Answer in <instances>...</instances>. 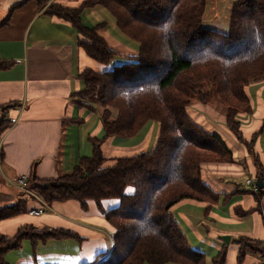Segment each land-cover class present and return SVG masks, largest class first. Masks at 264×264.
Listing matches in <instances>:
<instances>
[{"label": "trees", "instance_id": "trees-1", "mask_svg": "<svg viewBox=\"0 0 264 264\" xmlns=\"http://www.w3.org/2000/svg\"><path fill=\"white\" fill-rule=\"evenodd\" d=\"M95 4L112 15L121 33L136 43L137 52L109 69L80 72L84 85L73 101L98 111L103 134L88 137L91 153L80 156L67 173L38 178L33 163L26 181L28 197L47 204L74 199L83 208L93 200L100 209L103 199L117 200L102 209L112 228L108 251L82 264H206L204 253L188 245L169 208L183 198L217 202L221 194L202 180L201 164L233 159V153L220 133L195 120L188 110L193 100L208 103L212 88L225 105V129L248 150L254 145L263 124L247 139L242 119L253 112L247 85L264 80V0H235L225 30L204 24L206 0H83L75 7L46 6V13L77 29L82 35L78 43L88 55L108 63L115 51L96 33L105 22L89 27L80 18L84 6ZM4 65L0 62V67ZM204 85L209 88L202 91ZM13 105H0V134L10 124L5 114ZM149 121L159 126L150 151L116 156L111 165H104L100 145L105 137H133ZM263 174V164L256 162V179L262 184L256 183L257 190L242 191L252 193L264 218ZM27 200L20 196L0 205V219L25 211ZM72 234L33 225L20 226L12 236L0 234V264L4 253L23 239L37 242ZM235 241L238 262L249 251L259 258L255 264H264L262 239ZM225 252L223 246L212 264H223Z\"/></svg>", "mask_w": 264, "mask_h": 264}, {"label": "crops", "instance_id": "crops-1", "mask_svg": "<svg viewBox=\"0 0 264 264\" xmlns=\"http://www.w3.org/2000/svg\"><path fill=\"white\" fill-rule=\"evenodd\" d=\"M82 1L46 0L39 4L36 0H0V22L8 18L0 24V62L5 64L0 67V105L15 103L5 114L8 120L15 118V121H9V126L0 134V170L5 177L29 175L33 163L38 178L67 173L80 156L91 153L88 137L103 134L98 111L75 104L73 94L84 85L79 77L81 71L88 68L102 71L111 66L86 53L78 43L82 35L73 25L45 12L49 3L75 7ZM102 8L98 4L84 6L80 11L82 23L92 27L105 22L104 26L96 29V33L115 54L129 58L137 52L135 42L121 33L114 18L111 19ZM107 22L116 31L109 30ZM211 25L218 30L227 28ZM249 85L246 91L253 112L248 116L250 122L242 124V131L249 139L263 124L254 145L250 150L240 143L228 145L233 159L201 164L202 180L221 194L220 199L209 203L183 198L169 208L188 245L204 253L206 264H212V258L223 246L226 250L223 264H255L259 259L254 252L248 251L238 262V243L230 242L237 237L262 239L264 236L263 213L255 208L252 193L242 191L244 180L249 177L255 179L256 162L264 166V83L255 87L253 96ZM199 103L196 101L192 105L201 108ZM242 121L244 123L245 119ZM158 127V123L153 121L142 137L136 138L138 133L127 138V143L115 141V138L122 137H105L100 145L105 157L104 165H111L116 156L150 151L154 147ZM245 130H249L248 135ZM12 188L0 189V199H5L0 201V205L25 196L28 199L26 209L0 219V234L12 236L22 225H33L37 229L63 228L73 234L37 242L23 239L18 247L4 253L3 264H82L90 263L97 254L108 251L112 228L102 209L116 205V199H103L101 209L93 200L87 201L86 208L74 199L53 201L45 203V212L33 215L29 209L39 207L43 201L38 197L29 198L19 191L14 196ZM237 209L246 213L241 214ZM222 235L229 236L228 244Z\"/></svg>", "mask_w": 264, "mask_h": 264}, {"label": "rangeland", "instance_id": "rangeland-1", "mask_svg": "<svg viewBox=\"0 0 264 264\" xmlns=\"http://www.w3.org/2000/svg\"><path fill=\"white\" fill-rule=\"evenodd\" d=\"M233 0H206V5H205V24L207 26H213L211 24H217L216 26H220L222 28H226L228 26L227 22H228V18H229V11H228V7L229 5H231ZM102 7V6H101ZM104 9L105 13L112 19V15L105 9ZM224 20H225V25H224ZM107 26H109V30H113L116 31L115 29L110 27V24L107 22L106 23ZM106 26V29H107ZM220 30V29H219ZM130 40V39H129ZM136 44V43H135ZM130 58L128 57H123L122 54H115L107 63L108 66H112L114 64H118L124 61H128ZM264 81H253L252 83H250L249 85V91L251 93V95L253 96L254 89L256 86H260L261 84H263ZM208 87V85H204L201 89L202 91H205ZM209 98H208V103H199L201 105V108L198 107V105L195 107V105L193 106L192 104L189 107V114L198 122L203 123L206 127H208L210 130H214L218 133H220L225 140L229 143V145H240L235 138L228 133V131L225 129L224 124H223V115H224V111H225V105L222 104L221 101H219L217 95H215L213 93V90L211 88V93L209 94ZM196 99V98H195ZM195 101V102H194ZM197 100H193L192 103H196ZM194 107V108H193ZM194 109V110H193ZM100 111V110H99ZM249 117H244L245 121H244V125L248 124L250 121L248 120ZM153 121H149L147 122L144 127L140 130L139 134L136 136V138L142 137L144 135V133L147 131V129L149 128V125H151ZM245 134L248 135V131L249 130H245ZM261 137V136H260ZM127 138H115V141H117L120 144V141H123L125 143H127ZM136 140H133V142L135 143ZM131 142V141H129ZM133 144V143H132ZM122 145H127V144H122ZM130 145V144H129ZM132 152H138V151H132ZM129 152V153H132ZM2 171L0 170V189L2 188H6L7 187H13L12 191L14 193V196L16 194V196L18 195L17 191H19L20 193V189L11 185L8 181L7 178H11V177H5L2 173ZM21 175V174H19ZM251 180H253V178L249 177ZM256 179V176H255ZM254 179V180H255ZM242 188H246L248 187L245 184V180L244 183H242ZM241 186V185H239ZM10 189V188H9ZM27 193V192H25ZM23 194V192H22ZM25 195V194H23ZM5 200L4 198H1L0 201ZM226 242V241H225ZM233 242L234 244L237 245V242L235 240L230 241ZM26 243V242H25ZM229 242H227L226 244H228ZM144 264H148L147 262H145Z\"/></svg>", "mask_w": 264, "mask_h": 264}, {"label": "built area", "instance_id": "built-area-1", "mask_svg": "<svg viewBox=\"0 0 264 264\" xmlns=\"http://www.w3.org/2000/svg\"><path fill=\"white\" fill-rule=\"evenodd\" d=\"M10 121H15V118H11ZM1 151V149H0ZM28 175H14L11 178H7V181L19 188L21 191V193L23 192V194L26 195H30V191L28 190L27 186H26V181H27ZM257 182L255 180H251L250 178H247L245 180V184L250 187L253 190H257ZM27 192V193H25ZM37 198V197H36ZM47 205L45 204V202H42V204L39 207H33L29 209V213L33 214V215H38L41 214L43 212L46 211ZM263 242H264V236L262 238Z\"/></svg>", "mask_w": 264, "mask_h": 264}, {"label": "water", "instance_id": "water-1", "mask_svg": "<svg viewBox=\"0 0 264 264\" xmlns=\"http://www.w3.org/2000/svg\"><path fill=\"white\" fill-rule=\"evenodd\" d=\"M256 182H258L259 186L262 184L258 178L256 179ZM221 238L224 241L228 242L229 236L228 235H222Z\"/></svg>", "mask_w": 264, "mask_h": 264}]
</instances>
